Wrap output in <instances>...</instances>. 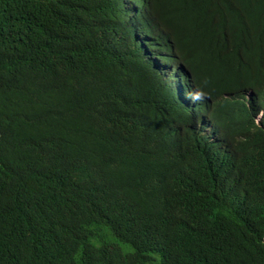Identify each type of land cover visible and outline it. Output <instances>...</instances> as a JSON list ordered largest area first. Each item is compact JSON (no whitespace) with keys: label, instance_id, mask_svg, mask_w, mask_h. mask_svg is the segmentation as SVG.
Returning a JSON list of instances; mask_svg holds the SVG:
<instances>
[{"label":"trees","instance_id":"obj_1","mask_svg":"<svg viewBox=\"0 0 264 264\" xmlns=\"http://www.w3.org/2000/svg\"><path fill=\"white\" fill-rule=\"evenodd\" d=\"M261 111L264 0H0V264H264Z\"/></svg>","mask_w":264,"mask_h":264},{"label":"clouds","instance_id":"obj_2","mask_svg":"<svg viewBox=\"0 0 264 264\" xmlns=\"http://www.w3.org/2000/svg\"><path fill=\"white\" fill-rule=\"evenodd\" d=\"M174 67H177V69H182L180 66L173 65ZM199 95V96H197ZM200 96H204L205 99L208 101L209 107H210V111L212 112L213 109V97L212 99H208L207 96L203 93V92H198V94L195 95V93H192L191 96L189 97L192 101H197L200 99ZM212 100V101H211ZM226 114V112L224 113ZM222 114V115H224ZM203 115L202 117H198L197 121H196V132L197 135L195 136L194 134H192L190 132V130L187 127L188 121H186V125L183 126V130L182 132H180L179 136H183V137H188V136H194V137H214L216 140L221 141L223 140L219 126L217 124V122L215 121V119L213 118V116H211L207 110L201 112V114H199V116ZM248 116H251V113L248 112ZM264 117V112L261 111L259 113V115L256 118V122H259L262 118ZM202 120V121H201ZM254 130V129H253ZM262 143V142H261ZM261 149L264 150V144L261 145L260 147Z\"/></svg>","mask_w":264,"mask_h":264}]
</instances>
